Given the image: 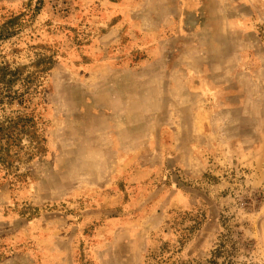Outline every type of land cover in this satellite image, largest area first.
Listing matches in <instances>:
<instances>
[{
	"label": "rangeland",
	"instance_id": "rangeland-1",
	"mask_svg": "<svg viewBox=\"0 0 264 264\" xmlns=\"http://www.w3.org/2000/svg\"><path fill=\"white\" fill-rule=\"evenodd\" d=\"M2 29L38 88L0 122L42 150L0 164V264H264V0H0Z\"/></svg>",
	"mask_w": 264,
	"mask_h": 264
},
{
	"label": "trees",
	"instance_id": "trees-1",
	"mask_svg": "<svg viewBox=\"0 0 264 264\" xmlns=\"http://www.w3.org/2000/svg\"><path fill=\"white\" fill-rule=\"evenodd\" d=\"M5 30L0 32V40ZM36 74H25L24 68L12 69L11 67L0 68V107L3 105L13 106L22 104L28 110V102L33 93L37 91L38 85L34 84L38 77ZM20 84L18 87H16ZM35 85V87H34ZM29 140L33 148L32 154L42 150L41 141L38 137V128L33 112H24L0 122V164L8 169V174L15 161L20 159V152L24 148V140ZM18 179L26 175L17 174Z\"/></svg>",
	"mask_w": 264,
	"mask_h": 264
}]
</instances>
